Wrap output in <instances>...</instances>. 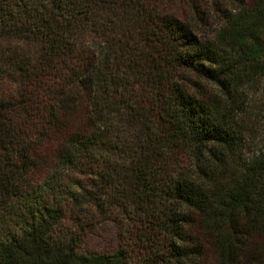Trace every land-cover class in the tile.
Listing matches in <instances>:
<instances>
[{
	"label": "trees",
	"instance_id": "16d2710c",
	"mask_svg": "<svg viewBox=\"0 0 264 264\" xmlns=\"http://www.w3.org/2000/svg\"><path fill=\"white\" fill-rule=\"evenodd\" d=\"M259 73L264 0H0V264H264Z\"/></svg>",
	"mask_w": 264,
	"mask_h": 264
},
{
	"label": "rangeland",
	"instance_id": "374dc122",
	"mask_svg": "<svg viewBox=\"0 0 264 264\" xmlns=\"http://www.w3.org/2000/svg\"><path fill=\"white\" fill-rule=\"evenodd\" d=\"M191 90L202 98H211L215 94L216 86L200 77L194 76ZM243 106L237 121L242 126L244 147L243 157L252 156L259 151L264 143V74L259 73L246 83L239 98ZM118 244L116 226L110 220L101 221L94 231L86 237L82 244L85 250L108 251ZM207 256L203 264H213V252L209 245L206 247Z\"/></svg>",
	"mask_w": 264,
	"mask_h": 264
}]
</instances>
